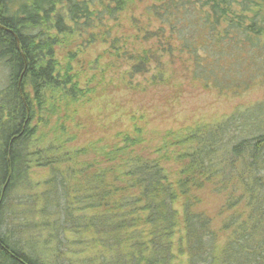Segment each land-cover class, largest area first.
I'll return each mask as SVG.
<instances>
[{
	"label": "trees",
	"instance_id": "1",
	"mask_svg": "<svg viewBox=\"0 0 264 264\" xmlns=\"http://www.w3.org/2000/svg\"><path fill=\"white\" fill-rule=\"evenodd\" d=\"M104 1L0 0V264H59L48 257L50 243L42 241L38 252L24 238L38 228L53 229L58 245L69 243L61 232L80 234L87 249L99 240L104 251L87 264H264V119L256 124L250 109L239 111L150 151L137 122L112 143L66 152L73 139H65L64 111L76 115V104H91L96 79L82 90L70 67L56 61L61 38L80 36L85 45L109 44L117 59L129 55L121 80L149 75L150 86L166 85L165 73L179 64L204 90L241 96L264 87V0ZM133 1L151 2L141 29L150 45L129 54L123 40L96 29ZM254 109L264 116V103ZM82 154L92 158L81 162ZM34 168L50 171L43 183L50 196H38L43 214L53 205L58 213L39 226L14 209L32 202L24 189ZM206 188L225 196L229 215L220 229L197 210V193Z\"/></svg>",
	"mask_w": 264,
	"mask_h": 264
},
{
	"label": "rangeland",
	"instance_id": "2",
	"mask_svg": "<svg viewBox=\"0 0 264 264\" xmlns=\"http://www.w3.org/2000/svg\"><path fill=\"white\" fill-rule=\"evenodd\" d=\"M111 1L105 0L104 5H109ZM150 3V1L127 2L116 20L106 18L102 22V27H99L98 24L96 30L98 32L101 30L110 31L112 37L123 40L122 43L126 44L125 53H136V50L149 47V43L142 41L144 33L141 31L147 30L148 22L145 9ZM155 26L152 24V28ZM61 42V46L56 50V61L60 68L67 70L70 67V73L77 77L82 90H86L84 87L89 80L96 79L91 85L96 92V94L92 93V103L76 104L78 109L76 115H73L72 111L70 113L64 111L68 118L70 116L69 122L65 125L67 130L65 139H73L72 143L70 141L65 143L66 152L75 153L76 150L82 151L95 144L101 146L102 141L108 144L112 143L118 132L131 131L137 122L141 126L143 139H145L142 146L143 148L147 146L150 151L151 147L159 145L164 139L165 141L172 140L180 132L195 126L221 122L239 111L250 109L248 118L256 120V124L264 119L263 115L257 117V110L254 109L256 105L264 103V87H257L241 96L219 95L214 91L204 90L198 83L185 78L184 68L179 64L170 67V71L165 73V80L168 79L166 85L150 86L146 82L149 78L147 75L145 77L136 76L132 80L127 79L129 84L124 87L120 85L126 81L120 78L124 77L129 70V55L117 59L111 52L109 44L100 41L92 45H85L80 36L61 38ZM120 55H123V52ZM95 63H98L97 71ZM107 66H110L111 70H107L104 72L106 74L102 76L104 68ZM153 69L155 73V67ZM102 77L103 79H101ZM4 79L5 75L3 74L0 77V86L5 83ZM62 113H60L61 116ZM54 122L57 121L54 120ZM54 125L52 124L44 131L48 135V140L53 137L51 130ZM85 155L88 154L79 156L81 162L92 158L91 155ZM64 168L65 165H62L61 169ZM49 177L48 169L34 168L29 177L31 189L29 191L27 188L24 189V195H28L32 202L14 208L16 213L24 217L30 224L39 226L44 222L58 218L54 205L50 208L48 216L43 214L46 206L38 198L43 192H47L50 196V190H47L43 185ZM75 185L76 183L73 184V186ZM197 196L199 199L197 210L210 216L215 228L220 229L223 221L229 215L223 210L225 196L211 188L203 189L197 193ZM76 197L73 198L76 203L74 209L77 210L76 216H80L84 213L78 210L82 205L78 200H75ZM175 208L181 213L180 204H176ZM28 233L24 238H29L32 246H39L38 252L43 245L42 241L50 243V249L48 247L46 249L52 250L53 253H50L48 257L51 261L58 260L59 264H87L88 257L100 256L104 251L99 240H96L93 248L87 249L82 244L80 245L81 235L77 236L73 232L58 234V238H65L69 241L68 243L64 240V245H62L63 241L61 245H58L59 240L55 239L57 235L53 229L38 228ZM49 235H53L54 238L50 239ZM86 239L91 240L90 237H86ZM81 240L83 241V239ZM55 247H57V251ZM177 257H179L178 254ZM181 259L185 260V257Z\"/></svg>",
	"mask_w": 264,
	"mask_h": 264
},
{
	"label": "water",
	"instance_id": "3",
	"mask_svg": "<svg viewBox=\"0 0 264 264\" xmlns=\"http://www.w3.org/2000/svg\"><path fill=\"white\" fill-rule=\"evenodd\" d=\"M1 28V27H0Z\"/></svg>",
	"mask_w": 264,
	"mask_h": 264
}]
</instances>
